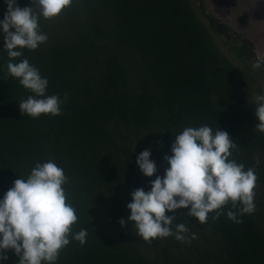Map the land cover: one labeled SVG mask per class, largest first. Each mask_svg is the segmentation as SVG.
Here are the masks:
<instances>
[{"label":"trees","instance_id":"1","mask_svg":"<svg viewBox=\"0 0 264 264\" xmlns=\"http://www.w3.org/2000/svg\"><path fill=\"white\" fill-rule=\"evenodd\" d=\"M5 11L0 0V19ZM217 22L204 0H72L57 18L41 19L48 41L23 50L48 78V94L67 93L56 117L21 115L18 103L31 93L7 74L0 50V198L36 161L53 159L68 177L73 231H88L87 242L71 241L57 264H264V133L253 111L264 66L250 42L227 36ZM221 36L234 62L218 47ZM201 124L227 131L237 144L230 158L255 168V211L239 224L210 215L203 225L181 217L186 209L166 212L177 223L189 219L195 239L144 242L131 224H119L130 215V193L148 191L168 166L175 135ZM146 148L153 177L136 164ZM7 255L5 264H17Z\"/></svg>","mask_w":264,"mask_h":264},{"label":"clouds","instance_id":"2","mask_svg":"<svg viewBox=\"0 0 264 264\" xmlns=\"http://www.w3.org/2000/svg\"><path fill=\"white\" fill-rule=\"evenodd\" d=\"M6 11L0 19V38L8 57L7 74L17 79L29 94L18 103L23 116L36 119L41 115L56 117L62 114L67 93L48 94V78L24 57L23 50H36L48 41L40 29L41 19L57 18L72 0H30V6L20 7L18 0H3ZM264 3V0H260ZM253 111L255 128L264 133V91L255 93ZM237 144L229 133L208 124L186 126L175 135L170 155H165L167 167L163 176L150 181L149 190H133L127 219H120L123 228L131 224L136 236L152 243L173 237L181 243H191L196 234L174 213L203 225L222 215L236 223L255 211V168L245 169L243 163L230 158ZM135 148V147H134ZM146 148L136 157V164L145 177L157 173L155 161ZM68 177L55 160L36 161L27 177L20 176L0 198V264H5L12 251L17 264H57L60 252L71 241L81 246L87 242L88 231H73L78 221L76 208L66 192ZM231 207L226 208L227 205Z\"/></svg>","mask_w":264,"mask_h":264},{"label":"rangeland","instance_id":"3","mask_svg":"<svg viewBox=\"0 0 264 264\" xmlns=\"http://www.w3.org/2000/svg\"><path fill=\"white\" fill-rule=\"evenodd\" d=\"M204 3L207 13L251 43L254 56L264 64V5L259 0H204ZM223 38L218 39V47L234 62L233 55L224 48ZM259 82L264 85V76Z\"/></svg>","mask_w":264,"mask_h":264},{"label":"flooded vegetation","instance_id":"4","mask_svg":"<svg viewBox=\"0 0 264 264\" xmlns=\"http://www.w3.org/2000/svg\"><path fill=\"white\" fill-rule=\"evenodd\" d=\"M219 23H221V22H217L216 23V25H219ZM223 25H225V24H223ZM229 29V28H228ZM233 33H235V32H227L226 34H227V36H229V37H232V36H236L235 34H233ZM232 35V36H231ZM239 35V34H238ZM239 39H240V36L238 37ZM244 42H247V43H249L248 41H246V40H243ZM250 44V43H249ZM254 58H255V60L259 63V64H261L262 66H264V64L262 63V62H260L257 58H256V56H254Z\"/></svg>","mask_w":264,"mask_h":264},{"label":"water","instance_id":"5","mask_svg":"<svg viewBox=\"0 0 264 264\" xmlns=\"http://www.w3.org/2000/svg\"><path fill=\"white\" fill-rule=\"evenodd\" d=\"M199 5H201V0H199ZM219 25H220V26H224L223 23H219ZM224 31H225V33H226V30H225V29H224ZM233 34H235L237 37H239V35H238L237 33H233ZM231 36H232V35H231ZM253 54H255L254 51H253Z\"/></svg>","mask_w":264,"mask_h":264}]
</instances>
